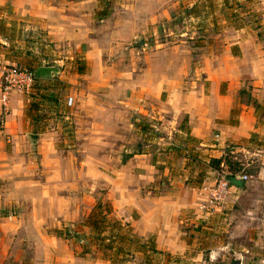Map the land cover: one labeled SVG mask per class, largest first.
I'll use <instances>...</instances> for the list:
<instances>
[{"label":"crops","instance_id":"obj_1","mask_svg":"<svg viewBox=\"0 0 264 264\" xmlns=\"http://www.w3.org/2000/svg\"><path fill=\"white\" fill-rule=\"evenodd\" d=\"M256 1L264 27V0ZM6 5L43 20L52 42L81 53L88 72L60 70L70 92L53 106L61 116L50 114L38 133L31 97L12 90L5 103L0 77V264H113L52 233L83 223L99 200L158 250L183 254L201 217L199 191L215 176L211 160L231 149L264 154L259 30L225 12L219 30L206 29L215 20L206 15L177 29V11L194 0H119L104 19L99 0H0Z\"/></svg>","mask_w":264,"mask_h":264},{"label":"rangeland","instance_id":"obj_2","mask_svg":"<svg viewBox=\"0 0 264 264\" xmlns=\"http://www.w3.org/2000/svg\"><path fill=\"white\" fill-rule=\"evenodd\" d=\"M99 1L101 5L99 11H101L106 5H110L114 10L115 4H117L119 0ZM194 1H197L196 8L194 9L195 11H191L184 7H181L177 11V29H184L185 26L192 29V25L195 24L193 22L189 24L191 16L206 15V18L211 16L215 19L212 22L205 23L206 29L210 32H213L214 28L219 30L222 28L223 24H218V20L224 12L225 15L235 19L239 26L250 25L255 30H258L256 25L262 20V12L257 11L260 5L256 0H229L227 6L222 0ZM237 1L241 3V12H243L241 16H239V9L235 12ZM7 12V10H0V17H7ZM98 13L97 15L99 16ZM14 18L25 24L26 35H28L29 39L37 40V38H39L43 40L46 44L43 54H48V56H46V61L54 64L52 66L58 67L62 71L66 70L67 73L71 74L75 73L81 75L88 72L87 62L81 53L74 52L69 45L57 47L54 42H52L51 37L45 31V23L43 20L36 18L27 19V17L17 14H14ZM209 23L212 25H209ZM39 43H34L31 47H37L34 49L37 56L42 55ZM7 49L8 44L6 48H1L0 65L16 66L17 70L30 69V65H36V63L31 62L33 56L29 58L28 56H20L18 59L20 63H14L5 59L4 55L8 54L11 56L15 54H11ZM25 52L26 51H24L22 55H25ZM79 67L83 68V72H78ZM47 80L54 81V85L50 87L46 86L45 90H36L33 88V90H35L34 93H37L35 96L36 101L40 99V97L37 96L40 92L47 95V97H51V94H56L58 102L60 99H64L68 96L71 85L60 80L58 74L53 79ZM32 93L31 91L30 93H25V95L31 97ZM30 99L32 101L34 98L31 97ZM74 103L75 98L73 104ZM54 105L55 103L53 102H46V119H49L50 114L61 116L59 104L58 109L55 110H53ZM257 112H259V116H261V119L264 121V108L258 109ZM45 126H47V124ZM70 127L71 125L68 124L67 135L72 137L73 134ZM185 127L184 122L179 125V128L182 130H184ZM152 133L149 135H158L156 132L155 134ZM254 137L255 136L251 139H254ZM257 142L260 146H264V141H259L257 139ZM252 150L253 149L246 148L245 151L243 149H231L227 151L223 155V163L219 168H214L211 166L210 162L212 170L215 171L213 181L216 180L220 174L232 175V173H235V175L239 176L246 174L248 176L247 184L241 188V190L238 189L236 192L230 191L218 207H210L209 209L201 210L199 214L201 217L196 219L194 224L188 228L187 238L190 243H188L187 249L183 254L172 255L164 251L157 254L152 253L150 263L145 262L142 255H137V257L134 256L129 258L130 263L128 264H236L239 259L241 260V264H264V154L259 160L258 155L251 154ZM83 223H78L70 227V229L73 233L76 230H86L82 227ZM72 239L76 240L75 238ZM74 240L72 243H74L75 247L85 244L78 240L75 242ZM93 251L91 255L95 258H99L100 256L97 251L95 249H93ZM27 252H29V254H27ZM26 254L30 257L31 249H29V251L26 250Z\"/></svg>","mask_w":264,"mask_h":264},{"label":"trees","instance_id":"obj_3","mask_svg":"<svg viewBox=\"0 0 264 264\" xmlns=\"http://www.w3.org/2000/svg\"><path fill=\"white\" fill-rule=\"evenodd\" d=\"M222 1L226 6L229 4V0ZM235 7H241V3L237 1ZM195 8L196 7H193L190 10L195 11ZM0 10L8 11L7 17H0V55L1 48H6L8 44V52L15 54L11 56L8 54L4 55L7 60L20 63L18 60L20 56H28V58L33 56L31 62L36 63V65H30L29 71L35 72L39 67L54 65L46 61V56H48V54H43L46 44L39 38H37V40L28 38L25 24L14 18L15 13L11 5L0 6ZM112 11L113 7L106 5L98 14L100 18L104 19L109 17ZM256 27L259 30V37L264 39V27L261 22L257 23ZM34 43L40 44L39 48L41 49L43 58L42 55H36L34 49L37 47L31 48ZM24 51H26L25 55H22ZM78 72H83V68L79 67ZM53 82L54 81L36 77L33 88L36 90H45L46 86L50 87L54 85ZM36 94L37 93H32L31 95L34 99L29 103L27 114L32 122L31 126L33 131L38 133L40 130L46 128V102L49 101L56 104L58 103V97L56 94H51V97H47V95L40 92L37 95L40 99L36 101ZM255 104L257 110L263 108L257 102H255ZM0 125H2V120H0ZM143 129L149 131L147 126ZM222 163L223 158H214L211 160V166L214 168H219ZM232 174L235 175V173ZM82 227L86 230H76L73 233L69 227H66L53 229L52 233L64 239L75 238L79 242L87 240V243L83 245L82 253L84 255L92 253L94 247L100 258L110 261L113 264H125L129 261V258L135 255H142L145 262L150 263L152 253L157 254L162 252L157 249L153 236H150L148 239L139 236L135 233L132 226L124 224L117 218L114 213L113 205L108 200H99L97 202Z\"/></svg>","mask_w":264,"mask_h":264},{"label":"built area","instance_id":"obj_4","mask_svg":"<svg viewBox=\"0 0 264 264\" xmlns=\"http://www.w3.org/2000/svg\"><path fill=\"white\" fill-rule=\"evenodd\" d=\"M16 68L15 66L0 65V77L3 82V101L5 103L8 101L9 92L12 90H17L22 93H30L33 90L36 78L35 72L29 71L28 69L17 70ZM73 102L74 98L69 97L67 100L68 105H72ZM229 176L230 174H220L211 184L205 185L200 189L201 210L218 207L224 201L232 187L228 180ZM240 178L244 182L248 180L246 174L241 175ZM207 211L210 212L209 210Z\"/></svg>","mask_w":264,"mask_h":264},{"label":"water","instance_id":"obj_5","mask_svg":"<svg viewBox=\"0 0 264 264\" xmlns=\"http://www.w3.org/2000/svg\"><path fill=\"white\" fill-rule=\"evenodd\" d=\"M141 44H144L142 41ZM60 72V69L55 66H42L39 67L35 71V76L37 78H42V79H53L58 73ZM31 138H37V135H30ZM229 182L231 185L236 186V187H243L245 182L242 179H238L234 175H230L228 177ZM83 243H87V240L83 241ZM236 264H241V260L239 259Z\"/></svg>","mask_w":264,"mask_h":264}]
</instances>
